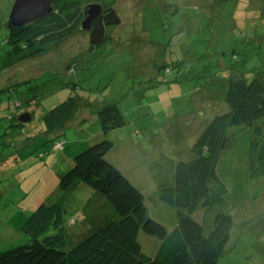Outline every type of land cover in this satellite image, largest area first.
Listing matches in <instances>:
<instances>
[{
  "label": "rangeland",
  "instance_id": "obj_1",
  "mask_svg": "<svg viewBox=\"0 0 264 264\" xmlns=\"http://www.w3.org/2000/svg\"><path fill=\"white\" fill-rule=\"evenodd\" d=\"M14 3L0 0V250L27 239L18 227L28 212L54 200L55 182L76 150L106 135L115 143L108 159L141 189L150 217L171 229L176 209L156 192L173 183L176 161L192 156V146L210 120L229 109L228 79L258 77L264 82V0H117L121 24L110 30L113 39L94 52H89V32L84 30L8 64L6 39ZM72 95L80 109L54 137L65 141V151L54 152L42 116ZM115 100L127 125L104 134L90 110ZM82 109L89 114L86 119ZM24 110L32 112V119L7 132L5 119ZM241 128L231 130L240 135ZM246 148L244 139L238 144L236 139L217 166L219 170L225 159L228 175L221 171L222 177L231 188L235 176L227 171L233 166L229 158L243 149L235 171L244 169ZM245 193L238 201L193 213L207 233L216 213L233 217L218 264H264V178L249 183ZM89 194L81 187L68 195L67 211H78ZM109 210L104 208V214ZM138 239L143 253L156 254L158 237L141 230Z\"/></svg>",
  "mask_w": 264,
  "mask_h": 264
},
{
  "label": "trees",
  "instance_id": "obj_2",
  "mask_svg": "<svg viewBox=\"0 0 264 264\" xmlns=\"http://www.w3.org/2000/svg\"><path fill=\"white\" fill-rule=\"evenodd\" d=\"M228 1L232 0H218ZM90 3L101 4L103 10L88 31L89 52L112 40L110 30L122 21L117 0H53L49 14L22 26L9 27L8 64L83 31L79 27L84 6ZM225 100L229 109L210 120L193 144L192 156L176 161L173 183L156 192L161 201L176 209L177 220L171 229L150 217L141 189L108 159L115 143L106 135L74 152L72 163L54 185L56 197L28 212L18 227L27 239L0 250V264H218L231 236L233 217L225 211L216 213L213 227L207 233L193 213L201 207L210 209L243 199L248 184L264 178V82L258 77L251 80L230 77L225 85ZM28 102L31 105V100ZM15 105L22 107L20 102ZM79 109V99L72 95L42 116L44 133L54 139L52 151H65V141L54 137L62 134ZM90 111L104 134L127 125L116 100L103 101ZM25 113L30 114V121L33 114L27 110L5 119L7 132L16 131L28 122L19 119ZM81 114L84 118L89 116L86 109ZM236 126H243L240 135L236 129L231 130ZM139 129L137 134L144 137ZM235 138L237 144L241 139L247 143L246 162L245 168L236 172L243 149L229 158L233 166L229 164L227 171L235 176L231 188L222 177L221 171L228 175L224 170L225 159L219 170L217 166ZM239 173L241 176L237 177ZM81 187L90 193L89 199L70 214L65 199ZM108 206L115 216L107 214L101 222L93 224L94 214ZM76 229L82 230V235L74 239L71 235ZM141 230L160 239L154 256L143 253L138 239Z\"/></svg>",
  "mask_w": 264,
  "mask_h": 264
},
{
  "label": "water",
  "instance_id": "obj_3",
  "mask_svg": "<svg viewBox=\"0 0 264 264\" xmlns=\"http://www.w3.org/2000/svg\"><path fill=\"white\" fill-rule=\"evenodd\" d=\"M53 0H15L9 16V27L22 26L49 14L52 11ZM103 7L98 3H90L85 7L84 18L80 30L89 31L94 19L102 14ZM21 121H28L30 114L19 117Z\"/></svg>",
  "mask_w": 264,
  "mask_h": 264
},
{
  "label": "crops",
  "instance_id": "obj_4",
  "mask_svg": "<svg viewBox=\"0 0 264 264\" xmlns=\"http://www.w3.org/2000/svg\"><path fill=\"white\" fill-rule=\"evenodd\" d=\"M145 135V134H144ZM111 161V160H110ZM114 165H116L118 168H120L122 170V167L114 160V161H111ZM136 168V167H135ZM123 171V170H122ZM124 172V171H123ZM133 179V178H132ZM132 181V180H131ZM56 183V182H55ZM55 193H58L57 191ZM93 212V211H92ZM111 215V216H115L114 213H112V211L109 210L108 213L104 214L103 211H99L97 213L94 214L95 217H97V220H94L93 224L94 223H98V222H101L104 218H105V215ZM175 224V222L172 224V226ZM82 230L81 231H78L77 229L73 231L72 233V238L76 239L78 238L79 236H81L82 234Z\"/></svg>",
  "mask_w": 264,
  "mask_h": 264
}]
</instances>
